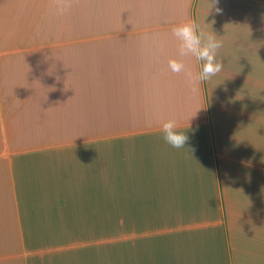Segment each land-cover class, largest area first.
I'll use <instances>...</instances> for the list:
<instances>
[{"label":"crops","instance_id":"crops-1","mask_svg":"<svg viewBox=\"0 0 264 264\" xmlns=\"http://www.w3.org/2000/svg\"><path fill=\"white\" fill-rule=\"evenodd\" d=\"M63 3L0 0V264H264V0Z\"/></svg>","mask_w":264,"mask_h":264},{"label":"clouds","instance_id":"clouds-1","mask_svg":"<svg viewBox=\"0 0 264 264\" xmlns=\"http://www.w3.org/2000/svg\"><path fill=\"white\" fill-rule=\"evenodd\" d=\"M218 0H213V6ZM67 6L60 0L59 13L64 14ZM220 13L221 9L216 8ZM172 35L179 42L178 56L181 59H170L169 69L176 74L185 73L190 82H204L215 76L223 69V61L216 59L217 51L222 47V41L216 35L204 31L200 24L195 20H188L172 28ZM194 57L201 62V70L198 74L187 68L184 59ZM163 140L173 148H186L185 145L190 137L187 133L178 130L176 120L170 119L161 125Z\"/></svg>","mask_w":264,"mask_h":264}]
</instances>
